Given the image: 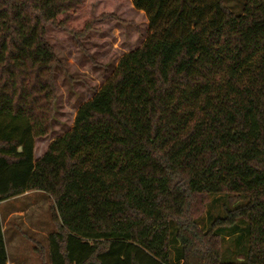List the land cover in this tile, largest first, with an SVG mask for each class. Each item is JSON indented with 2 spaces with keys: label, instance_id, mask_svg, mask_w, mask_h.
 I'll return each instance as SVG.
<instances>
[{
  "label": "trees",
  "instance_id": "trees-1",
  "mask_svg": "<svg viewBox=\"0 0 264 264\" xmlns=\"http://www.w3.org/2000/svg\"><path fill=\"white\" fill-rule=\"evenodd\" d=\"M91 1L0 0V203L50 197L49 264H173V229L178 259L194 245L189 198L232 195L241 203L210 227L245 237V264H264V0L239 15L223 0H115L142 43L34 161L54 114L50 31L79 48L94 23L117 21L113 0L88 17ZM208 234L197 257L222 264Z\"/></svg>",
  "mask_w": 264,
  "mask_h": 264
},
{
  "label": "rangeland",
  "instance_id": "rangeland-1",
  "mask_svg": "<svg viewBox=\"0 0 264 264\" xmlns=\"http://www.w3.org/2000/svg\"><path fill=\"white\" fill-rule=\"evenodd\" d=\"M113 1L115 5L113 15L117 21L94 23L91 27L92 32L79 40L82 45L79 48H76L70 36L50 31V41L53 43L59 60V65L55 68L57 89L54 114L50 133L35 141L34 161L44 154L53 140L72 128L78 108L89 101L111 76L119 58L127 51L138 47L143 41L144 34H141L136 24L126 21L123 17L125 5L121 4L122 10L119 12L115 0ZM244 3L245 0H223V6L235 15L241 14ZM87 7L88 17H99L102 12L106 11L98 0H92ZM85 17L76 21L77 30L82 28ZM240 203L241 201L236 202L232 195L189 198L188 211L192 213L190 219L192 218V221L196 223L194 227L196 235L193 237L188 234V236L192 238L194 245L189 251L190 256H185L184 260L178 259L181 248L174 238L175 229H173L169 244L171 262L173 264H204L197 257L205 249L200 246L198 237L209 233L207 239L210 245L214 246L213 249L218 252L222 264H245V257L242 256L246 245L245 237L239 238V234L217 233L210 227L211 221L225 217L226 208H232ZM51 205L50 197L43 193H36L0 205V212L8 206L23 210L26 225L30 227V230H35L31 232L15 222L18 227L16 231L11 227L10 222L6 224L2 216L3 226L6 228L7 264H49L47 237L50 233L57 231L49 211ZM13 234L16 239H12Z\"/></svg>",
  "mask_w": 264,
  "mask_h": 264
},
{
  "label": "crops",
  "instance_id": "crops-1",
  "mask_svg": "<svg viewBox=\"0 0 264 264\" xmlns=\"http://www.w3.org/2000/svg\"><path fill=\"white\" fill-rule=\"evenodd\" d=\"M36 193L37 194L38 193H41L42 194V192H36V191L26 192V193H24L22 195H19V196H16V197H13V198L8 199V200L0 203V205L1 204L8 203L10 201H15V200H19V199H22V198H25V197H28V196H32V195H34ZM23 212H24L23 210H20V209L17 210L16 208H14V207L11 208L9 206H8V208H4L0 212V221H1V225H2V231H3L4 241H5L6 252H7V239L5 237V229L6 228H5V226H3L2 216H4V219L6 221V224H9V222H10L11 223V227H13V229L16 230V231H17L18 227H16L15 222L18 223V224H20V226L25 227V229L30 230V227H28V225H26L25 216H24V213ZM30 231L31 232H35L34 229H31ZM12 237H13L12 239H16V238H14V234H13Z\"/></svg>",
  "mask_w": 264,
  "mask_h": 264
}]
</instances>
